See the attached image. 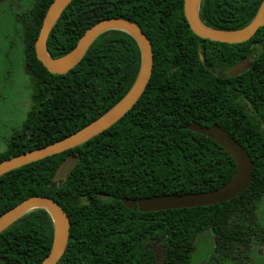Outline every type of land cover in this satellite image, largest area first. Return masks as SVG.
Here are the masks:
<instances>
[{"label": "trees", "instance_id": "16d2710c", "mask_svg": "<svg viewBox=\"0 0 264 264\" xmlns=\"http://www.w3.org/2000/svg\"><path fill=\"white\" fill-rule=\"evenodd\" d=\"M262 1L201 0L199 16L206 26L236 29L256 16ZM51 2L35 0L21 20L35 100L0 161L95 120L125 95L140 69L136 39L110 29L75 67L50 72L36 56L35 41ZM107 17L136 21L152 43L153 69L144 92L118 121L89 140L1 175L0 215L33 195L59 202L69 215L70 235L55 264H193L195 241L207 232L221 256L264 241L256 220L264 195V94L259 89L252 95L250 69L232 75L218 68L245 58L252 42L263 43L264 25L246 41L227 43L194 33L184 0H72L48 35L49 54L65 55ZM248 100L255 102V111ZM191 121L217 123L244 146L255 162L250 185L237 197L207 206L128 208L123 197L207 191L232 177L233 157L211 137L188 129ZM70 153L78 155L77 165L65 179L54 180ZM54 232L50 212L31 209L0 233V264H41Z\"/></svg>", "mask_w": 264, "mask_h": 264}, {"label": "water", "instance_id": "95a60500", "mask_svg": "<svg viewBox=\"0 0 264 264\" xmlns=\"http://www.w3.org/2000/svg\"><path fill=\"white\" fill-rule=\"evenodd\" d=\"M71 1L52 0L46 10L35 41L36 56L43 65L52 73H66L80 62L89 46L101 33L110 29H122L130 33L139 44L141 50L139 72L125 95L101 116L57 141L0 161V176L28 163L74 148L107 129L133 107L151 78L154 62L152 43L141 26L129 18L107 17L99 20L83 33L72 50L61 57H52L47 49L48 35ZM200 2L201 0H198L195 7V0H184V12L191 29L202 38L239 43L250 39L258 28L264 25V0L256 16L247 25L236 29H219L203 24L199 16ZM255 58V54L249 53L231 68L230 73L236 75L244 72L253 64ZM187 128L211 137L230 153L236 163V170L232 177L220 187L207 191L166 193L140 198L123 197L121 200L128 208H138L139 211L145 212L207 206L237 197L250 185L254 176L255 162L244 146L234 139L227 130L217 123L202 125L197 121H191ZM78 161L77 154H68L59 164L53 179L56 181L65 179ZM108 197V195L101 196L102 199H108ZM38 207L45 208L50 212L55 225L52 247L41 264H55L67 247L70 235V220L65 209L53 198L33 195L5 211L0 215V233L23 214Z\"/></svg>", "mask_w": 264, "mask_h": 264}, {"label": "rangeland", "instance_id": "374dc122", "mask_svg": "<svg viewBox=\"0 0 264 264\" xmlns=\"http://www.w3.org/2000/svg\"><path fill=\"white\" fill-rule=\"evenodd\" d=\"M35 0H0V153L21 129L34 104V82L26 73L27 43L19 15L29 12ZM256 220L264 229V195L256 210ZM208 232L195 241L193 264L220 261L221 264H264V241L258 239L249 248L233 256L214 251ZM218 253V254H217Z\"/></svg>", "mask_w": 264, "mask_h": 264}, {"label": "flooded vegetation", "instance_id": "af4514ba", "mask_svg": "<svg viewBox=\"0 0 264 264\" xmlns=\"http://www.w3.org/2000/svg\"><path fill=\"white\" fill-rule=\"evenodd\" d=\"M28 12H26L27 14ZM26 14L24 15H19L18 18L20 17V20H22V17L26 16ZM249 53H253L256 55V58L253 61V64L248 68L251 70V88H252V95H254L253 92L258 93L259 89H261V93L264 94V42L263 43H259L258 41H254L251 43V47L249 52L247 53V55ZM246 55V56H247ZM239 62V61H238ZM238 62H236L235 64H237ZM262 64V67H259L260 63ZM231 65L229 67H226L225 64H220L218 65V68L222 69L224 72L231 74L230 70L231 68L235 65ZM254 64H256V66H254ZM260 74V77H259ZM258 83V84H257ZM234 91H236V87H234ZM259 94V93H258ZM249 103V108L252 111H255V102H253L252 100H248ZM103 196V195H102ZM155 244V243H154Z\"/></svg>", "mask_w": 264, "mask_h": 264}, {"label": "bare ground", "instance_id": "6f19581e", "mask_svg": "<svg viewBox=\"0 0 264 264\" xmlns=\"http://www.w3.org/2000/svg\"><path fill=\"white\" fill-rule=\"evenodd\" d=\"M197 4H198V0H195V3H194L195 7L197 6Z\"/></svg>", "mask_w": 264, "mask_h": 264}]
</instances>
